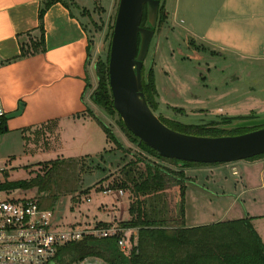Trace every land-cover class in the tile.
Returning a JSON list of instances; mask_svg holds the SVG:
<instances>
[{
    "label": "rangeland",
    "instance_id": "obj_1",
    "mask_svg": "<svg viewBox=\"0 0 264 264\" xmlns=\"http://www.w3.org/2000/svg\"><path fill=\"white\" fill-rule=\"evenodd\" d=\"M95 1L96 4L102 3L103 11L95 8ZM111 1L112 4L107 11L103 8L107 0H82L81 3L77 1L87 9H75L83 19L91 42L88 68L93 89L96 86L94 63L98 58L105 61L112 32L111 25L114 23L119 2ZM162 1L165 3L166 18L159 25L156 21L154 34L143 61V75H146L152 63L157 102L154 114L166 120V123L177 121L183 124L206 123L221 116H264V56L261 55L264 31L261 30L257 34V28L251 26L252 20L247 15L249 13L242 6V2L245 1L248 5L249 0H160L159 5ZM172 10L177 12V16L171 14ZM217 12L220 13L218 18ZM227 12L237 14L234 18L223 17L221 20L222 14ZM240 14L243 16H238ZM237 47L252 55L231 50ZM92 91L90 88L85 94L88 109L110 128L117 140L126 148L127 160L140 156L166 169L184 172L185 224L195 226L198 223L215 222L228 209L230 211L228 219L237 218L244 207L248 211L249 203L259 206L257 212H264V189L242 194L239 201L232 203L234 195H237L244 186L238 182L239 176L244 174L243 168L246 167L244 160L232 161L240 162L238 175L225 172V180L224 177L217 178V172L209 171L214 165L183 168L179 163L175 165L149 156L127 137L118 123L116 114L109 115L91 101ZM86 114H89L87 110ZM93 125L95 130L92 133L96 138H92L91 143L97 145L98 131L100 145L93 149L94 154L90 156L100 154L103 149L114 146L106 139L103 130L96 123ZM69 130L72 132L66 133L64 138L66 140L60 145H65L64 147L75 143L80 145L81 136L73 139L77 131ZM37 137L40 139L39 134ZM24 141L18 136L0 139V183L30 179L40 170L42 162L24 164L27 159L32 162L31 158L23 155L27 144ZM31 143L32 139L28 146L32 145ZM64 147H60L54 155L46 152L43 157L39 156L37 159H55L60 152L64 153ZM94 159L99 161L97 156ZM89 160L82 158L81 161L86 167L74 168L75 176L73 172L67 171L63 186L73 185V188H77L75 192L60 194L54 206H50L55 209L58 229H67V226L75 221H81V225L121 228L120 223L129 218L128 207L132 199L127 191L122 189V195L103 193L106 187L111 186L113 179L119 178L116 166L102 162L106 169L102 173L99 169L92 168L93 166L90 168ZM254 176L258 180V171L254 172ZM113 189L116 192L117 188ZM175 193L174 186L170 185L161 195L165 205L169 202L168 207L171 211H174ZM227 193H230V196L225 195ZM21 196L30 198L38 197L40 194L36 188L0 190V199ZM100 220L108 221L109 224H96ZM134 232L135 229L132 228L121 229L128 251L135 244V239H131Z\"/></svg>",
    "mask_w": 264,
    "mask_h": 264
},
{
    "label": "trees",
    "instance_id": "obj_2",
    "mask_svg": "<svg viewBox=\"0 0 264 264\" xmlns=\"http://www.w3.org/2000/svg\"><path fill=\"white\" fill-rule=\"evenodd\" d=\"M56 2H63V0L41 1L37 25L39 34L34 38L30 33H27L28 37L25 40H19L20 57L45 50L43 15ZM164 10L165 3L162 1L158 8L157 25L164 22L166 18ZM146 18L147 13L144 6L141 26L147 25ZM112 28L113 25H111ZM111 34L112 32H110V38ZM109 46L110 40L105 61L98 58L94 63L96 86L90 95L91 101L109 115L116 114L118 123L127 137L147 155L175 165L179 163L183 168L217 165L218 163H199L162 157L126 129L113 107L108 85ZM151 67L152 63H150L146 75H143L142 68V88L147 104L152 111H155L157 109L156 89ZM86 110L103 130L106 139L114 145L95 155L99 161H95V156L90 155L80 158L50 159L40 163V170L30 179L0 183V190L36 188L37 193L40 194L37 197L39 206L51 208L50 206H54L60 194L75 192L74 190L77 189L73 188V185L63 186V182L66 179L67 171L73 172L75 176L74 168L82 169L85 166L81 161L82 158H89L90 168L93 166L92 168L99 169L102 173L106 170L102 162L116 166L119 178L113 179L110 187L127 191L132 199L128 207L129 218L122 221L120 225L121 228L135 229L134 235L131 236V239H135V244L126 252L118 246L116 237L98 239L88 236L62 246L61 255H67L70 261L80 260L87 256H97L108 264H264V244L253 228L249 217L186 226L184 172L166 169L158 163L145 160L140 156L127 160L125 157L126 148L113 135L110 128L96 118L90 109ZM250 117L255 116H221L198 124H183L177 121L166 123L163 118H158L165 125L179 132L201 136H221L236 135L259 128L260 126L224 127V125ZM263 156L264 152L245 160H254ZM141 163L143 165L139 166ZM72 181L74 182V180ZM170 185H173L176 190L174 211L168 207L169 202L165 205L164 198L161 197L164 189ZM42 193L44 195H41Z\"/></svg>",
    "mask_w": 264,
    "mask_h": 264
},
{
    "label": "crops",
    "instance_id": "obj_3",
    "mask_svg": "<svg viewBox=\"0 0 264 264\" xmlns=\"http://www.w3.org/2000/svg\"><path fill=\"white\" fill-rule=\"evenodd\" d=\"M41 1L0 0V101L7 112L5 128L0 132V139H12L18 136L25 140L27 144L23 155L32 159V162L27 159L25 165L50 160L43 158L39 160L40 158L37 157H43L46 152L54 155L60 147H64L65 145L60 144L66 140L64 139L66 133L72 132L69 129L77 131L73 139L81 136L82 143L64 147V153L60 152V156L55 158L93 155V149L100 145L98 131H96L97 145L91 143L96 138L92 131L95 130L93 124L97 122L86 114V109L89 107L85 94L90 88L93 90V85L88 68L91 42L83 19L75 10L87 9L86 6L77 3V1L81 3L82 0H63L52 4L43 15L45 50L24 57L19 56V40H25L28 37L27 33L34 38L39 34L37 25ZM94 3L96 4V1ZM99 4H96L95 8L103 11L102 3ZM110 4H112L111 0L105 2L103 7L105 11L110 9ZM242 6L249 13L247 15L252 20L251 26L257 28V34L261 30L264 31V0H249L248 5L245 1L242 2ZM172 11L171 14L177 16V12ZM219 14L217 12V18ZM236 14L227 12L222 14L220 19L234 18ZM263 46L264 41L261 43V49ZM231 50L250 54L239 47ZM38 134L40 139L37 137ZM31 139L33 143L28 146ZM242 160L246 164L243 168L246 171H242L244 174L239 176L238 182L244 186L237 195H234L232 203L239 201L242 194L264 189V156L254 160ZM238 164L240 162L218 163L210 167L209 171L217 172V178L224 177L226 180L225 172L238 175ZM256 171H258V180L254 176ZM225 195L230 196V193ZM248 206V211L244 207L241 214L236 217H249L264 244V212H257L259 208L257 204L249 203ZM228 210L224 211L216 221L228 219L227 215L230 213ZM80 222L75 221L67 227L90 226L81 225ZM96 224L109 223L100 220ZM186 226L194 225L186 224Z\"/></svg>",
    "mask_w": 264,
    "mask_h": 264
},
{
    "label": "water",
    "instance_id": "obj_4",
    "mask_svg": "<svg viewBox=\"0 0 264 264\" xmlns=\"http://www.w3.org/2000/svg\"><path fill=\"white\" fill-rule=\"evenodd\" d=\"M160 0H119L110 38L108 85L122 123L160 156L199 163H226L264 152V116L224 127L259 128L236 134L201 136L176 131L154 114L142 88V67L154 34ZM144 6L147 25L141 26ZM264 91V90H263Z\"/></svg>",
    "mask_w": 264,
    "mask_h": 264
},
{
    "label": "built area",
    "instance_id": "obj_5",
    "mask_svg": "<svg viewBox=\"0 0 264 264\" xmlns=\"http://www.w3.org/2000/svg\"><path fill=\"white\" fill-rule=\"evenodd\" d=\"M264 55V46L262 47ZM7 112L0 101V132L5 128ZM105 194H123L112 187ZM89 201V199H87ZM55 209L39 206L36 196L0 199V264H108L97 256L70 261L60 249L84 237H116L118 246L128 252L124 233L115 226L68 227L58 229Z\"/></svg>",
    "mask_w": 264,
    "mask_h": 264
},
{
    "label": "flooded vegetation",
    "instance_id": "obj_6",
    "mask_svg": "<svg viewBox=\"0 0 264 264\" xmlns=\"http://www.w3.org/2000/svg\"><path fill=\"white\" fill-rule=\"evenodd\" d=\"M143 68V67H142Z\"/></svg>",
    "mask_w": 264,
    "mask_h": 264
}]
</instances>
